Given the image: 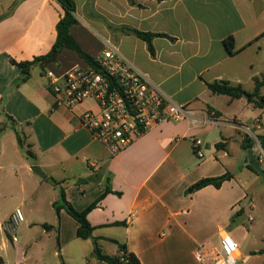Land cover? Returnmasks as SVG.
<instances>
[{"label":"crops","instance_id":"obj_1","mask_svg":"<svg viewBox=\"0 0 264 264\" xmlns=\"http://www.w3.org/2000/svg\"><path fill=\"white\" fill-rule=\"evenodd\" d=\"M73 2L77 24L70 34L85 53L97 60L108 44L113 46L170 103L190 115L152 126L112 155L81 124V116L95 110L94 102L68 108L56 102L50 89L47 72L60 79L74 68L88 66L74 51L63 49L55 62L36 63L29 79L21 81L17 64L46 55L55 42L56 24L63 15L58 2L0 0V182L1 175L2 180L8 176L13 185L8 199L0 202V264H46L42 244L51 237L53 257L64 264L66 247L79 239L78 224L63 209L57 219L53 203L59 194L52 181L60 184L77 211L100 199L87 220L108 256H121L119 243L140 264H198L196 248L217 246L222 233L244 240L253 224L248 222L250 215L244 219L245 209L254 207L253 192L246 191L248 174L260 175L248 169V162L242 163L240 150L264 109L245 98L213 94L207 84L226 81L243 89L253 84L254 89L255 78L264 79V58L259 61L248 52L254 46L257 54L264 50V0ZM129 29L162 36L152 38L150 52ZM229 37L234 39L233 54L225 47ZM236 105L257 111L250 126L228 111ZM196 139L202 159L194 154ZM33 166L45 178H36ZM224 174L231 177L219 188L191 190L201 179ZM106 188L110 193L104 195ZM28 200L25 214L22 208ZM11 203L23 216L15 243L5 229L14 212ZM42 205L48 219L31 217L43 210ZM83 241L93 250L90 239ZM261 251L252 254L264 257ZM241 256L238 251L237 259ZM92 257L98 264L93 252Z\"/></svg>","mask_w":264,"mask_h":264},{"label":"built area","instance_id":"obj_2","mask_svg":"<svg viewBox=\"0 0 264 264\" xmlns=\"http://www.w3.org/2000/svg\"><path fill=\"white\" fill-rule=\"evenodd\" d=\"M99 69L90 66L74 68L60 79L47 72L56 102L72 108L91 100L95 110L81 116V124L92 137L106 147L112 155L128 148L152 126L166 120H181L190 115L176 106L133 66L122 59L111 46L97 59ZM201 142L193 141L194 154L203 158ZM23 221L16 209L5 224L11 242H17V230ZM254 219L248 217V222ZM238 242L227 232L220 235L217 246H199L194 251L198 264H237Z\"/></svg>","mask_w":264,"mask_h":264},{"label":"trees","instance_id":"obj_3","mask_svg":"<svg viewBox=\"0 0 264 264\" xmlns=\"http://www.w3.org/2000/svg\"><path fill=\"white\" fill-rule=\"evenodd\" d=\"M60 7L63 10V15L59 19L56 24V38L53 43L50 51L44 55L37 58H34L31 62H22L18 63L17 66L20 68L22 77L21 81L25 82L30 77V70L33 65L36 63H50L55 62L57 55L63 49H69L74 51L80 59H82L88 66L98 70V62L95 58L91 57L87 53H85L76 42V40L70 34V27L77 24V19L74 16L75 13V4L73 0H56ZM130 3H133V0H129ZM130 33L138 37L139 39L146 42L148 49L150 52L153 51L151 46V40L153 37L162 36V34H152V33H144L137 30H128ZM164 36V35H163ZM225 47L230 54L234 53V39L233 37L227 38L225 41ZM255 86L252 91H246L242 88L241 85H231L226 81H214L212 83H208V89L217 95H226L231 99H239L245 98L249 103H251L255 108L264 109V96L260 94V88L264 87V79L259 80L255 78L254 80ZM258 142L262 149H264V136L257 137ZM18 144L24 149V141L22 136L18 133ZM253 146L252 140L243 139L242 148L244 150H248ZM218 147V145L216 146ZM26 156L32 157L31 153L26 151ZM248 169L255 172V170L248 164ZM256 173V172H255ZM231 177L230 174H224L222 176L213 177V178H205L201 179L198 182L194 183L191 186V190L197 191L206 186H213L215 188H219L221 184L228 180ZM264 178V177H262ZM52 184L58 188V200L53 203V208L56 214L57 219L59 218V212L63 209L77 224L78 227L76 229V237L79 239L87 240L90 239L93 246V254L99 262L105 264H140L136 256L127 251L126 246L122 244H118L120 251L122 252L121 256L113 257L108 256L102 253L97 239L92 236L93 228L90 226L87 215L88 213L96 207L97 202L100 200H96L95 202L88 205L82 211H77L73 208V206L66 200L65 192L62 187H60L59 183L53 182ZM110 193V189L106 188L104 195ZM103 195V196H104ZM102 197V196H101ZM100 197V198H101ZM44 227H47L44 225ZM260 254H264V251L259 252ZM63 264V263H62Z\"/></svg>","mask_w":264,"mask_h":264},{"label":"rangeland","instance_id":"obj_4","mask_svg":"<svg viewBox=\"0 0 264 264\" xmlns=\"http://www.w3.org/2000/svg\"><path fill=\"white\" fill-rule=\"evenodd\" d=\"M264 45V43H262ZM252 54V56L256 57L257 59L264 58V50H262L260 53L258 52V49L254 46L250 51H248ZM255 66H258V63H255ZM244 89L251 90L253 89V84H245ZM262 96H264V87L261 88ZM231 111L233 115H236L243 123H246L250 126V120L255 118V115L257 111H253L249 108H241L236 105V107H233ZM229 113V112H228ZM231 114V115H232ZM252 133L249 134V138L252 140L253 150L254 154L256 155V158L259 160V165L262 170H264V149L261 148L260 143L258 142L257 137L258 136H264V116H258L252 126H250ZM244 132V131H243ZM245 133V132H244ZM236 137V135H235ZM236 150L237 147H236ZM241 152V160L242 163L248 162L247 161V150H240ZM14 174L13 171H11L10 175ZM9 175V174H7ZM1 175V182H0V190L5 191L6 193L3 195V192H0V202L2 203L3 197L8 199V189L13 190L12 188V182L9 181L8 176L3 177L2 180ZM36 178H41L39 175H35ZM248 185L246 186L247 193L253 192L252 201L254 204L253 209H245V217L244 219L247 220L248 215L252 216L254 218V222H252V226L249 229V234L244 240L239 239V251L241 252L242 256L237 260V264H264V257L259 256L258 253L255 255L252 254V251H257L259 249H264V178L261 176H257L255 174H248ZM20 188V186H18ZM249 191V192H248ZM18 192V190H17ZM19 194V192H18ZM8 201V200H6ZM248 202V200L243 201V205H245ZM0 203V205H1ZM29 203L30 200L27 201L26 207L22 208V212L26 214L27 210L29 209ZM43 206V205H42ZM18 207V206H16ZM19 208V207H18ZM39 213H31V217L34 219H48V212L44 209ZM11 211H15L14 205L11 203L10 208ZM9 210V211H10ZM54 214L50 213V218H53ZM1 217V213H0ZM41 217V218H40ZM21 230V225L19 227ZM20 230L18 234H20ZM42 249L47 253L46 256V264H58L61 262V259L59 257H53L52 251L55 246V241L51 237V242L46 241V243L42 244ZM39 252V248H35V253ZM92 247L89 242H85L80 239H76L75 244H70L66 247V256L62 257L65 261L64 264H93L95 262L94 258L92 257ZM33 262H30L29 264H32ZM28 264V263H27ZM98 264H100L98 262Z\"/></svg>","mask_w":264,"mask_h":264},{"label":"water","instance_id":"obj_5","mask_svg":"<svg viewBox=\"0 0 264 264\" xmlns=\"http://www.w3.org/2000/svg\"><path fill=\"white\" fill-rule=\"evenodd\" d=\"M247 160H248V164L255 170V172L257 174H259L260 176H264V170L261 169V167L258 163V160H257L255 154L253 153L252 149L247 150ZM31 170L35 174L39 175L40 177L45 178L44 173H42V171L40 170L39 167L33 166V167H31Z\"/></svg>","mask_w":264,"mask_h":264}]
</instances>
